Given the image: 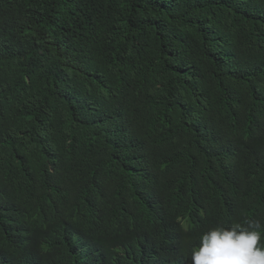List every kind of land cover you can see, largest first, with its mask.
<instances>
[{
	"label": "trees",
	"instance_id": "16d2710c",
	"mask_svg": "<svg viewBox=\"0 0 264 264\" xmlns=\"http://www.w3.org/2000/svg\"><path fill=\"white\" fill-rule=\"evenodd\" d=\"M251 220L264 0H0V264H191Z\"/></svg>",
	"mask_w": 264,
	"mask_h": 264
},
{
	"label": "clouds",
	"instance_id": "9594fccd",
	"mask_svg": "<svg viewBox=\"0 0 264 264\" xmlns=\"http://www.w3.org/2000/svg\"><path fill=\"white\" fill-rule=\"evenodd\" d=\"M260 228L258 221L251 220L245 227H214L206 231L192 249L191 264H264Z\"/></svg>",
	"mask_w": 264,
	"mask_h": 264
}]
</instances>
